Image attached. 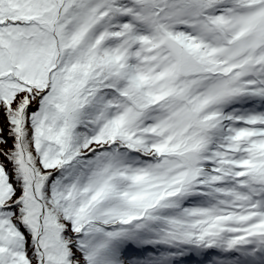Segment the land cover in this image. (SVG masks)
<instances>
[{
  "label": "snow or ice",
  "instance_id": "snow-or-ice-1",
  "mask_svg": "<svg viewBox=\"0 0 264 264\" xmlns=\"http://www.w3.org/2000/svg\"><path fill=\"white\" fill-rule=\"evenodd\" d=\"M0 264H264V0H0Z\"/></svg>",
  "mask_w": 264,
  "mask_h": 264
}]
</instances>
